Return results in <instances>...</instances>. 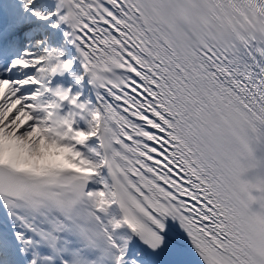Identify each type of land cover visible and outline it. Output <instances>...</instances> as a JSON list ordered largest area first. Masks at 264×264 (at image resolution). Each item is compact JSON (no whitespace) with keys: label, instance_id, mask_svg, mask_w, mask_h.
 Listing matches in <instances>:
<instances>
[{"label":"snow or ice","instance_id":"6c2138e0","mask_svg":"<svg viewBox=\"0 0 264 264\" xmlns=\"http://www.w3.org/2000/svg\"><path fill=\"white\" fill-rule=\"evenodd\" d=\"M0 264H264V0H0Z\"/></svg>","mask_w":264,"mask_h":264}]
</instances>
